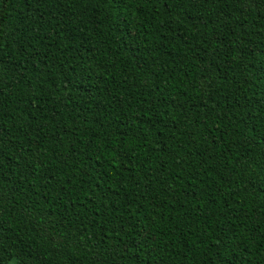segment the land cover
<instances>
[{"label": "trees", "instance_id": "16d2710c", "mask_svg": "<svg viewBox=\"0 0 264 264\" xmlns=\"http://www.w3.org/2000/svg\"><path fill=\"white\" fill-rule=\"evenodd\" d=\"M0 264H264V0H0Z\"/></svg>", "mask_w": 264, "mask_h": 264}]
</instances>
